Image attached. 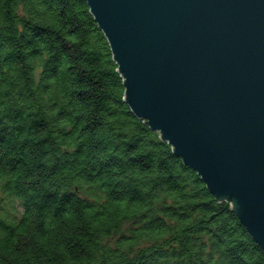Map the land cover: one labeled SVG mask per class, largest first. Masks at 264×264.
I'll return each mask as SVG.
<instances>
[{
    "label": "trees",
    "instance_id": "1",
    "mask_svg": "<svg viewBox=\"0 0 264 264\" xmlns=\"http://www.w3.org/2000/svg\"><path fill=\"white\" fill-rule=\"evenodd\" d=\"M116 69L85 0H0V264H264Z\"/></svg>",
    "mask_w": 264,
    "mask_h": 264
},
{
    "label": "water",
    "instance_id": "2",
    "mask_svg": "<svg viewBox=\"0 0 264 264\" xmlns=\"http://www.w3.org/2000/svg\"><path fill=\"white\" fill-rule=\"evenodd\" d=\"M131 113L264 250V0H85Z\"/></svg>",
    "mask_w": 264,
    "mask_h": 264
}]
</instances>
